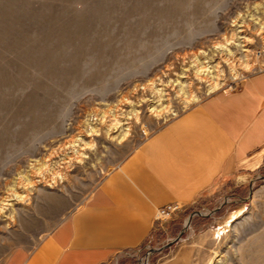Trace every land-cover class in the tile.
Here are the masks:
<instances>
[{
  "label": "rangeland",
  "instance_id": "374dc122",
  "mask_svg": "<svg viewBox=\"0 0 264 264\" xmlns=\"http://www.w3.org/2000/svg\"><path fill=\"white\" fill-rule=\"evenodd\" d=\"M263 69L264 0H0V264L164 124ZM210 195L119 264H264V168Z\"/></svg>",
  "mask_w": 264,
  "mask_h": 264
},
{
  "label": "crops",
  "instance_id": "0c3cea01",
  "mask_svg": "<svg viewBox=\"0 0 264 264\" xmlns=\"http://www.w3.org/2000/svg\"><path fill=\"white\" fill-rule=\"evenodd\" d=\"M263 168L264 69L164 124L15 264H119L149 241L159 210L210 203Z\"/></svg>",
  "mask_w": 264,
  "mask_h": 264
},
{
  "label": "bare ground",
  "instance_id": "6f19581e",
  "mask_svg": "<svg viewBox=\"0 0 264 264\" xmlns=\"http://www.w3.org/2000/svg\"><path fill=\"white\" fill-rule=\"evenodd\" d=\"M235 41V39L231 36V37H224V39L220 42V43H218L217 45H215V46H213L214 48H213V51H214V53H216V54H218V55H220V54H223L224 55V53H229L231 50H230V48H232L233 47V42ZM246 44V43H245ZM211 49V48H210ZM206 52H203V54H205ZM195 58H196V60H195V65H196V67L198 68V74L199 75H201V74H205V72L206 71H204L203 69L204 68H201L200 67V60H199V58H201L202 59V57H200L201 55L200 54H194L193 55ZM222 56V55H221ZM198 59V60H197ZM205 59V58H204ZM205 64H207V63H205ZM204 64V65H205ZM208 67V66H207ZM169 71L170 70H167V72L169 73ZM167 73V74H168ZM165 75V74H164ZM166 76H168V75H166ZM169 76H170V74H169ZM160 80V82L163 84V81H162V78H160L159 79ZM158 85V84H157ZM156 85V86H157ZM144 90H146V89H144ZM138 95H140V93L138 94ZM141 97V96H140ZM122 104V103H121ZM115 126L116 127H119L120 126V122L118 121V118H115ZM150 253H152V251L150 252ZM142 264V263H141ZM144 264H148V259H146V262L144 263Z\"/></svg>",
  "mask_w": 264,
  "mask_h": 264
},
{
  "label": "built area",
  "instance_id": "2783aa9c",
  "mask_svg": "<svg viewBox=\"0 0 264 264\" xmlns=\"http://www.w3.org/2000/svg\"><path fill=\"white\" fill-rule=\"evenodd\" d=\"M178 209H180L179 206H173L159 210L155 216L156 226L160 227L162 223L170 221Z\"/></svg>",
  "mask_w": 264,
  "mask_h": 264
},
{
  "label": "water",
  "instance_id": "95a60500",
  "mask_svg": "<svg viewBox=\"0 0 264 264\" xmlns=\"http://www.w3.org/2000/svg\"><path fill=\"white\" fill-rule=\"evenodd\" d=\"M255 179H256V178H254V179L252 180L251 184H250V195H249V198H248V199H250V198L252 197V194H253V187H252V185H253V182L255 181ZM248 199H246V200H248ZM218 210H219V209L215 210L214 212H216V211H218ZM191 218H192V216L189 218L188 222L191 220ZM183 232H184V231H183ZM183 232H182V234H183ZM150 251H152V253L154 252L153 250H150Z\"/></svg>",
  "mask_w": 264,
  "mask_h": 264
},
{
  "label": "trees",
  "instance_id": "16d2710c",
  "mask_svg": "<svg viewBox=\"0 0 264 264\" xmlns=\"http://www.w3.org/2000/svg\"><path fill=\"white\" fill-rule=\"evenodd\" d=\"M226 185H228L229 186V184H225V185H223V187H226ZM222 187V186H221ZM162 233V232H161Z\"/></svg>",
  "mask_w": 264,
  "mask_h": 264
}]
</instances>
